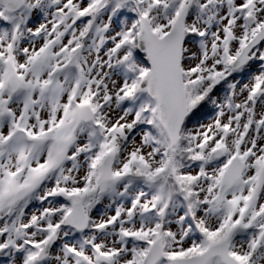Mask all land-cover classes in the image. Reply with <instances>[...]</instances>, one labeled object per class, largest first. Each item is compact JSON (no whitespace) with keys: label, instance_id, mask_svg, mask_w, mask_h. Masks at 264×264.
Segmentation results:
<instances>
[{"label":"snow or ice","instance_id":"obj_1","mask_svg":"<svg viewBox=\"0 0 264 264\" xmlns=\"http://www.w3.org/2000/svg\"><path fill=\"white\" fill-rule=\"evenodd\" d=\"M0 264H264V0H0Z\"/></svg>","mask_w":264,"mask_h":264}]
</instances>
